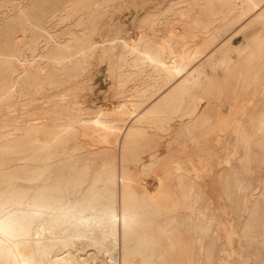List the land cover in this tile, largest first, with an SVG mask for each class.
<instances>
[{
    "label": "bare ground",
    "instance_id": "obj_1",
    "mask_svg": "<svg viewBox=\"0 0 264 264\" xmlns=\"http://www.w3.org/2000/svg\"><path fill=\"white\" fill-rule=\"evenodd\" d=\"M113 1L0 0V105L11 112L17 98L43 91L52 100L44 115L0 122V264H160L154 241L136 229L141 175L158 192L174 178L194 207L208 176L231 171L241 188L235 165L249 171L264 150V0H174L134 38L102 40L100 15ZM249 17L240 43L221 40L228 24ZM202 58L210 72L191 69ZM91 60L116 83V101L95 114L70 100ZM211 74L239 85L225 115L206 100ZM86 135L114 137L118 164L105 160L89 177L88 164L71 161Z\"/></svg>",
    "mask_w": 264,
    "mask_h": 264
},
{
    "label": "rangeland",
    "instance_id": "obj_2",
    "mask_svg": "<svg viewBox=\"0 0 264 264\" xmlns=\"http://www.w3.org/2000/svg\"><path fill=\"white\" fill-rule=\"evenodd\" d=\"M172 1L174 0H145V3L144 0L110 2L105 12L100 15L99 39H104L106 36L109 38L121 36V39L134 38L141 31V26L145 24L149 13L160 14ZM134 5L139 6V9H135L137 11L132 9ZM250 20L249 17L228 24L223 29L221 40L232 37L235 44L240 43L243 35L250 29L248 27ZM179 28L181 29V26ZM121 39L117 43L118 50H120ZM203 67L210 72L209 62H205V58L193 63L191 69ZM77 80L78 85L84 87L80 90L81 92L73 90L71 93L76 96L71 94L70 100L77 101L91 114L108 109L116 101V83L105 63L91 60L84 75ZM222 83V78L220 80V77L211 74L206 100L217 106L221 114L225 115L228 112L227 102L235 98L234 89L239 85H236L235 79L232 78ZM220 85L222 88L219 87ZM65 87L61 88L62 92L69 90ZM50 96V91H43L17 98L14 102L15 107H13L15 111L11 112L5 110L7 108L5 104L0 105V122L1 119L10 117L13 120L22 121L36 117L39 113L44 115L45 108L52 103V100L48 99ZM238 96L241 98L245 94L240 90ZM37 99L44 101V104H41L42 101L39 100L35 102ZM45 99L50 101L47 102ZM90 105L91 107L87 110ZM119 124L122 123L119 122ZM99 139L93 135L79 137L76 143L77 150L71 157V161H76L79 166L83 164L90 166L89 177L103 169L102 165L105 160L116 165L119 162L118 141L114 137L107 143ZM132 148L138 153L143 151L141 146L136 144H133ZM235 169L238 171V178L242 180L241 188L235 183V174L231 171L226 172L224 180L221 181H218L215 175H210L206 180L204 194L196 198L197 202L194 207L190 206L191 202L188 200L178 197L179 191L176 189L174 178L169 182V185H172L170 191L158 192L150 188L152 183L150 177L146 174L141 175L145 179V185L136 190L135 201L143 215L136 229L144 230L154 241L160 264H264V188L261 184L264 179V150H255L249 171H243L240 165H235ZM135 183L133 182V185ZM252 200L259 205L255 215H250ZM245 201L248 205L246 211L243 210ZM167 204L168 208L165 207ZM202 209L206 210L203 217L199 214V210ZM226 220H229L228 223ZM199 222L208 227L206 232L195 227ZM82 227L92 230L98 227V223L88 227L85 224ZM100 230L104 232V228ZM228 231H233V233L230 234ZM226 232L231 236L230 238L229 235L226 236ZM42 234L47 235L48 233L45 231ZM227 237L230 239L229 243L233 244L228 246Z\"/></svg>",
    "mask_w": 264,
    "mask_h": 264
}]
</instances>
